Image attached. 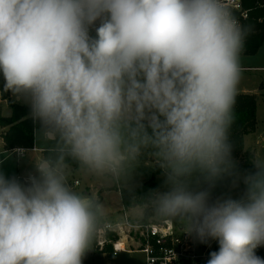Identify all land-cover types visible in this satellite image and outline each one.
I'll return each instance as SVG.
<instances>
[{"label": "clouds", "instance_id": "obj_1", "mask_svg": "<svg viewBox=\"0 0 264 264\" xmlns=\"http://www.w3.org/2000/svg\"><path fill=\"white\" fill-rule=\"evenodd\" d=\"M245 39L225 0H0V93L48 146L0 170V264H84L106 211L72 166L119 181L145 152L155 218L215 242L206 264H264V158L242 170L229 138Z\"/></svg>", "mask_w": 264, "mask_h": 264}, {"label": "trees", "instance_id": "obj_2", "mask_svg": "<svg viewBox=\"0 0 264 264\" xmlns=\"http://www.w3.org/2000/svg\"><path fill=\"white\" fill-rule=\"evenodd\" d=\"M242 1L244 8L252 9L249 20L242 26L246 32V39L240 56L246 57L255 55L262 43H264V9L256 7L257 2L260 0ZM8 106L11 110V115L7 118L0 117V127L7 128V131L2 136L5 150L33 148V134L36 126L28 115L27 106L10 102ZM255 130V96L237 94L233 108V120L229 129V138L233 145V156L239 162V167L242 170L252 167L251 161L254 159V156L250 149L245 148V137L254 134ZM43 154H47V152ZM72 168H76V166L73 165ZM159 173H161L159 168L153 169L151 177L132 192L119 191L121 204L124 208H133L136 206L143 208L142 224H147L148 220L153 216L147 207V199L144 195L150 190L157 188L155 176ZM229 187V182L225 181L217 186L214 190V195L225 194ZM116 240V234L105 231L104 253H112L111 245ZM92 246L93 249L96 248V237L93 240ZM213 250H218V245Z\"/></svg>", "mask_w": 264, "mask_h": 264}, {"label": "rangeland", "instance_id": "obj_3", "mask_svg": "<svg viewBox=\"0 0 264 264\" xmlns=\"http://www.w3.org/2000/svg\"><path fill=\"white\" fill-rule=\"evenodd\" d=\"M240 67L241 73L240 80L237 86V92H253L256 95L253 96H255L256 99V136H258L264 133V43H262L261 47L258 49L255 55L246 57L240 56ZM250 142L253 143V141L251 140ZM37 145H41V141L40 139H38V137L35 138L33 146L35 147ZM34 156L35 153L28 150L25 152V155L23 157H20L19 159L17 158L16 154L9 151L7 152L2 147H0V170H2L9 177L15 175L21 179H24L28 175V173L33 171V166L30 159L34 158ZM261 157L264 158V153H262ZM154 161H156V159L151 154V152H145L139 158L138 162L131 168L129 174L119 181L99 179L83 173L80 177L69 178V183L73 186L74 180H78L80 185L78 187H73L77 191L83 189L84 186L89 182L97 185L99 184L100 186L104 187H113V185L116 183L124 190H132L133 188H135L134 184H138L137 186H139V184L144 182L147 178L151 177L150 172H152L151 167H153ZM160 185H163L162 182H160ZM242 188L243 185H241L239 189H231L229 187L226 193H230L231 195L236 196L239 194ZM113 197L114 196L112 194L107 195L103 200L102 206L104 207L105 211H112L115 208L119 207L117 202H115V199H117V197H115V199ZM138 220L139 219H134L131 221L136 226L143 225L141 223V220ZM165 220L166 219H158L152 216L148 220L147 224L160 223L161 221ZM172 221L176 224L181 222L179 220ZM139 235L140 233L138 230H130L125 235V237L127 238L126 240L128 241L127 246H129V248L133 252H124L119 254L104 253V246L102 248L96 247L95 249H93L92 246L91 250L84 260V264H144L143 254L139 251L134 250L137 248V244L140 239ZM104 238L105 232H103L102 234H97L96 242H102L104 241ZM118 239L119 236H117V240ZM215 244V242H211L210 245L200 244L197 242V245L202 248H205L206 246L212 247Z\"/></svg>", "mask_w": 264, "mask_h": 264}, {"label": "built area", "instance_id": "obj_4", "mask_svg": "<svg viewBox=\"0 0 264 264\" xmlns=\"http://www.w3.org/2000/svg\"><path fill=\"white\" fill-rule=\"evenodd\" d=\"M225 3L241 26L249 20L252 9L244 8L242 0H225ZM256 7L264 9V0L257 2ZM24 152L25 150L14 151L17 157H22ZM130 229L140 233L136 250L143 254L144 264H204L209 259L210 251L217 245L199 247L197 241L185 234L184 224H176L172 220L130 226ZM105 231L111 232L109 225L102 226L98 234ZM104 243L105 238L102 242L97 241L96 247L102 248ZM111 246L112 254L126 251L124 243L119 239ZM257 255L264 258V247L257 250Z\"/></svg>", "mask_w": 264, "mask_h": 264}, {"label": "crops", "instance_id": "obj_5", "mask_svg": "<svg viewBox=\"0 0 264 264\" xmlns=\"http://www.w3.org/2000/svg\"><path fill=\"white\" fill-rule=\"evenodd\" d=\"M237 94L255 95V93H253V92H239V93L237 92ZM9 102L23 105L22 103H20L17 100V98L12 96L11 93H8V92L0 93V117L7 118L11 115V110L8 106ZM6 131H7V128H3V127L1 128L0 127V147H2L4 150H5V147H4V142H3L2 136ZM33 136H34V140H35V138L38 137L36 135V131H34ZM250 140L253 141V143L250 142ZM248 142H250L251 144ZM33 144H34V142H33ZM245 148H248L253 152L254 158L261 157L262 153H264V133L256 136V130H255L254 134L245 137ZM15 150H25V152L29 150V151H33L35 153V155H37L40 153L47 152L48 146L41 141L40 146H38V145L35 147L33 146V148H31V149L14 148L12 150H5V151H7V152L9 151V152L14 153ZM25 152H24V155H25ZM17 158L20 159V157H17ZM146 159H150V158H146ZM153 163H154L153 167H151L152 171H153V169L158 167L156 161H154ZM82 174L83 173H81L77 168H72L69 178L80 177V176H82ZM150 175H152V172H150ZM148 179L149 178H147L144 182L139 184V186H137L138 184H134L135 188H133L132 190H124L123 188L119 187L116 183L113 185V187L112 186L111 187L110 186L104 187V186H100L99 184L97 185V184H94L91 182L87 183V185H85L84 188L80 190V192L87 193L90 195H94L101 204H103V200L105 199V197L107 195L112 194L114 196L113 197L114 199H115V197H117V199H115V202H117L119 207L115 208L112 211H106V215L104 217L102 226L109 225L111 232L116 234L117 236H119V240H121V242L124 243V246L126 249L125 252H133L129 248V246H127L128 241L126 240L127 238L125 237V235L127 234V232L132 230V229H130V226H136L134 223H132L131 220H134V219H139L138 221L141 220L143 208L139 207V206H136L133 208H124L121 204V198H120L119 191L124 190L126 192H132L135 189H137L138 187H140L143 183H145ZM160 182H162V184H163V177H162L161 173H159L155 176V183H156L157 188H162L163 185L161 186ZM79 185H80V183L78 182V180H74L73 187H78ZM125 224H127L128 226H126ZM135 245H136V243H135ZM137 246H138V244H137ZM136 249H134V250L137 251ZM122 253H124V252H122Z\"/></svg>", "mask_w": 264, "mask_h": 264}]
</instances>
